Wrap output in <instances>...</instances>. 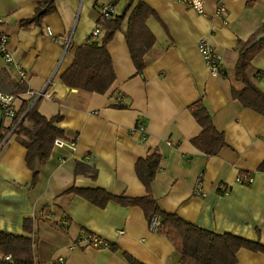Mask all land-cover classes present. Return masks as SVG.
Returning a JSON list of instances; mask_svg holds the SVG:
<instances>
[{
  "label": "crops",
  "instance_id": "obj_1",
  "mask_svg": "<svg viewBox=\"0 0 264 264\" xmlns=\"http://www.w3.org/2000/svg\"><path fill=\"white\" fill-rule=\"evenodd\" d=\"M41 1L0 0V29L19 66L7 68L0 55V78L8 84L0 86L9 93L11 83L24 87L14 94L16 111L32 97L44 116L59 113V138L72 141L74 149L52 144L48 158L36 164L38 177L32 183L25 147L13 133L8 136L0 146V231L21 234L23 218L31 217L39 264L56 256L66 264H128L123 253L141 264H179L173 245L149 227L138 205L108 201L98 206L76 193H60L73 185L126 197L145 195L134 164L158 149L161 160L151 191L161 209L215 233L264 245V172L256 170L264 158V115L231 95V86H242L233 77L237 43L264 31V0H223L221 16L213 14L216 0H205L204 14L178 0H143L154 11L145 23L155 37L143 56L145 66L136 73L123 34L125 16L106 44L114 79L104 93L70 88L60 75L76 47L87 42L100 4L111 2L118 13L126 1L53 0V12L23 23ZM200 39L220 54L224 74L209 73L198 50ZM247 75L264 93V43L251 57ZM117 95L121 100L115 101L128 107L108 105ZM199 98L224 137L214 155L190 141L201 127L188 107ZM12 119L0 116V132ZM75 163L87 169L75 174ZM244 173L250 181L237 182ZM220 185L228 191L221 192ZM81 230L114 249L78 244ZM235 257V264H264L261 251L239 248Z\"/></svg>",
  "mask_w": 264,
  "mask_h": 264
},
{
  "label": "trees",
  "instance_id": "obj_2",
  "mask_svg": "<svg viewBox=\"0 0 264 264\" xmlns=\"http://www.w3.org/2000/svg\"><path fill=\"white\" fill-rule=\"evenodd\" d=\"M125 1L128 2V6L124 13L122 15L114 13L102 24L104 32L99 40L85 42L76 47L71 64L60 75L61 81L66 86L97 93H104L107 90L114 79V72L106 44L115 30L120 27L125 16L126 27L123 34L129 55L136 73H142L145 66L143 56L155 41L153 33L145 22L149 16L154 15V11L143 0ZM54 10L53 0H42L33 16L23 23L38 22L43 15ZM258 33L255 32L246 40L237 43V59L233 77L241 82L242 86L240 88L231 86V95L244 106L264 115V93L247 75L251 57L264 43V39L253 41ZM0 82L6 83V78L1 77ZM7 89L8 87L0 86L2 91ZM23 89L24 87L19 86L18 83H11L12 94ZM32 99L31 97L22 101L11 124L14 125L12 133L15 139L25 147V161L32 171V183H34L38 177L36 164L43 163L48 158L53 140L63 136V129L58 126L62 118L59 113L49 117L44 116L37 109V100L32 101ZM115 99L116 96L108 105L114 108L128 107L127 103L115 101ZM188 108L201 127L199 134L190 139L191 143L206 155L216 154L225 141L223 134L214 127L205 103L199 98ZM160 160L161 154L158 149L136 160L134 170L146 190V194L139 197L113 194L99 187L81 188L73 185L66 187L60 193H76L98 206H103L108 201L124 206L138 205L149 223L153 216L158 218L155 231L165 236L173 245L179 264H235V253L239 248L264 252V245L257 240H250L229 232L215 233L186 221L174 212L161 209L151 191V182L158 170ZM84 169L87 168L75 163V174L83 173ZM256 170L264 172V158ZM33 226V219L25 217L22 221L23 233L0 231V255L10 254L13 264H37L30 236L34 230ZM105 246L113 248L108 241ZM123 256L128 264H141L127 253H123ZM5 263L3 258H0V264Z\"/></svg>",
  "mask_w": 264,
  "mask_h": 264
},
{
  "label": "built area",
  "instance_id": "obj_3",
  "mask_svg": "<svg viewBox=\"0 0 264 264\" xmlns=\"http://www.w3.org/2000/svg\"><path fill=\"white\" fill-rule=\"evenodd\" d=\"M188 8L192 9L198 14H204V4L205 0H178ZM225 12V5L223 0H216L213 8V14L216 16H221ZM115 13L114 6L108 2L101 3L98 10V16L93 23V26L87 36V42H91L98 39V36L101 34L102 24L108 18H110ZM3 21L2 16L0 15V26ZM48 33L50 30L47 29ZM8 38L6 34L0 29V55L3 59V62L7 68H16L19 69L18 64L15 63L11 52L7 47ZM198 50L199 53L209 71L210 74L217 75V74H224V70L221 66V56L220 54L208 43L206 39H200L198 41ZM40 92L37 95L42 94ZM116 100H121V95L116 96ZM16 113L15 109V95L9 92H4L0 90V116L14 118ZM135 127L139 130H143L144 126L137 122ZM14 125H11L7 131L0 132V146L4 144L8 138V136L12 133ZM53 145L57 147H68L70 149H74V143L72 141H67L62 138H55L53 140ZM236 181L239 183H248L250 181V176L246 174L239 175L236 178ZM228 187L224 185L219 186V190L221 192H227ZM158 225V218L153 216L149 223V227L152 230H155ZM76 242L78 244H82L84 246L91 245V246H105L106 241L99 238L98 236L89 233L85 230H81L78 237L76 238ZM0 258L6 262L5 264H13L10 254L0 255ZM49 264H66L65 259L62 256H56L52 258Z\"/></svg>",
  "mask_w": 264,
  "mask_h": 264
},
{
  "label": "water",
  "instance_id": "obj_4",
  "mask_svg": "<svg viewBox=\"0 0 264 264\" xmlns=\"http://www.w3.org/2000/svg\"><path fill=\"white\" fill-rule=\"evenodd\" d=\"M127 6H128V2H125V3L122 5V7L120 8L118 14H119V15H122V14L124 13V11H125V9H126ZM263 38H264V31L259 32V33L255 36V38H254L253 41L256 42V41H258V40H260V39H263Z\"/></svg>",
  "mask_w": 264,
  "mask_h": 264
},
{
  "label": "rangeland",
  "instance_id": "obj_5",
  "mask_svg": "<svg viewBox=\"0 0 264 264\" xmlns=\"http://www.w3.org/2000/svg\"><path fill=\"white\" fill-rule=\"evenodd\" d=\"M36 255H37V254H36ZM36 261H37V264H39V263H38V256H36Z\"/></svg>",
  "mask_w": 264,
  "mask_h": 264
}]
</instances>
